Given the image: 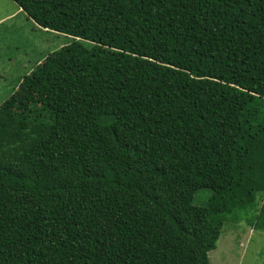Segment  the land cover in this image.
Here are the masks:
<instances>
[{"label":"trees","instance_id":"obj_1","mask_svg":"<svg viewBox=\"0 0 264 264\" xmlns=\"http://www.w3.org/2000/svg\"><path fill=\"white\" fill-rule=\"evenodd\" d=\"M14 1L67 42L0 104V264H211L229 222L264 232V0Z\"/></svg>","mask_w":264,"mask_h":264},{"label":"rangeland","instance_id":"obj_2","mask_svg":"<svg viewBox=\"0 0 264 264\" xmlns=\"http://www.w3.org/2000/svg\"><path fill=\"white\" fill-rule=\"evenodd\" d=\"M66 42L63 34L39 28L14 0H0V104L37 60ZM210 194V189H199L195 202L204 204ZM209 259L211 264H264V232L245 220L231 221Z\"/></svg>","mask_w":264,"mask_h":264}]
</instances>
